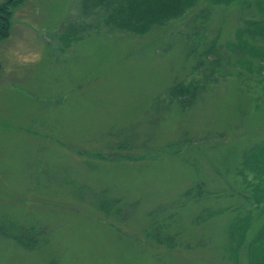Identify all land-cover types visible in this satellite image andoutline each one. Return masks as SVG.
<instances>
[{"label": "rangeland", "instance_id": "obj_1", "mask_svg": "<svg viewBox=\"0 0 264 264\" xmlns=\"http://www.w3.org/2000/svg\"><path fill=\"white\" fill-rule=\"evenodd\" d=\"M202 7L146 36L107 27L84 0L11 9L0 40V227L35 226L46 243L30 251L0 236V264H247L244 252L237 263L226 252L232 209L246 201L184 197L234 178L240 190L238 160L264 141V69L228 51L236 10L219 9L205 28L195 18ZM213 41L217 71L214 56L199 65ZM193 80L207 95L170 105L171 86ZM226 166L224 180L216 171ZM104 198L117 202L111 213L99 210ZM206 208L216 212L198 221ZM152 212L171 217L174 249L145 240Z\"/></svg>", "mask_w": 264, "mask_h": 264}, {"label": "trees", "instance_id": "obj_2", "mask_svg": "<svg viewBox=\"0 0 264 264\" xmlns=\"http://www.w3.org/2000/svg\"><path fill=\"white\" fill-rule=\"evenodd\" d=\"M24 1L26 0H8L6 4L0 6V40L7 37L9 19L12 15L11 9L22 5ZM84 3L87 8L94 6L104 13L103 21L107 27L137 36L149 35L155 30L166 27L172 21L182 19L200 4L203 7L195 18L200 19L201 27L205 28H207L206 21L211 18L212 14L217 15L219 9H235L237 26L234 31L235 42L226 44L228 51L237 55V62L242 66L249 67L248 70H251L252 67H250V62H246V58L258 60L260 69H264V0H84ZM225 19L222 17V24L227 21ZM222 47L223 45L220 48L222 49ZM198 49L199 47L192 46L188 50L190 54L198 55ZM212 56H214L211 60L212 65L216 64L212 71H217L215 70L216 66L223 60V56L217 48V41H213L212 45L207 46L202 54L198 55L199 65L203 66L205 59ZM214 73L212 72L213 75ZM206 86L207 84L194 80L189 83L176 82L168 90L167 100L170 105H178L183 109L190 108L199 101L202 95H207ZM177 146L179 147L177 143L171 144L167 153H175ZM236 156L238 158V155ZM238 161L239 163L235 167L236 174L242 176V184H245L240 190L235 186L234 178L226 189L221 187L216 191L209 192L201 189L200 186V190L196 194L190 190L184 197L194 199V197L208 195L218 197L222 194L223 196L228 194L226 197L239 195L246 203L232 209L239 214L235 215L234 222L228 228L226 252L230 259L236 263L242 251L248 257L247 264H264V141L256 142L255 145L248 148ZM238 161L232 162L235 165ZM220 170L221 172L216 171V173L222 175L224 180L233 175L229 166ZM247 173L252 174L253 178H247ZM254 180L256 182H253ZM116 204L115 200L104 198L98 207L99 210L111 213ZM215 212L206 208L203 214L197 217V220L205 221L208 216H211V213ZM112 213L119 215L120 211L118 209ZM155 216V212L150 214L151 222L145 231V240L152 242L154 246L174 249L176 246L174 237L168 233L171 217L165 218V222H159ZM258 222H260V226L257 232L248 240L247 234ZM164 229H167V233H164ZM43 233L35 226L18 227L11 222L0 227V236L9 237L16 244L30 251L39 249L46 243ZM49 264H56V262L52 260Z\"/></svg>", "mask_w": 264, "mask_h": 264}]
</instances>
